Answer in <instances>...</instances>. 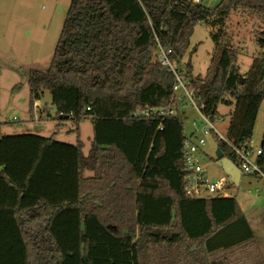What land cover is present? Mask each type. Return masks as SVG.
Segmentation results:
<instances>
[{
    "label": "trees",
    "instance_id": "1",
    "mask_svg": "<svg viewBox=\"0 0 264 264\" xmlns=\"http://www.w3.org/2000/svg\"><path fill=\"white\" fill-rule=\"evenodd\" d=\"M236 14L258 23L261 52L245 75L229 29ZM198 26L214 45L204 78L191 61ZM160 48L205 117L216 123L220 107H234L224 138L249 149L264 104V0H221L213 10L191 0H72L48 70L32 71L28 85L31 113L49 93L76 143L3 136L0 126V264H264L234 198L185 193L189 137ZM258 165L264 173V147Z\"/></svg>",
    "mask_w": 264,
    "mask_h": 264
},
{
    "label": "rangeland",
    "instance_id": "2",
    "mask_svg": "<svg viewBox=\"0 0 264 264\" xmlns=\"http://www.w3.org/2000/svg\"><path fill=\"white\" fill-rule=\"evenodd\" d=\"M71 2L72 0H0V126L3 136L33 134L66 144L76 143V137L68 134L70 127L60 126L61 123L55 121L56 111L52 107L49 93L44 95L40 107H34L31 113L28 85L32 71L48 70ZM220 2L221 0H201V5L213 10ZM257 27V21L249 15H233L229 23L230 32L241 41L244 49L238 60L242 75L248 72L253 58L261 52L255 39ZM195 48L197 50L191 58L193 75L204 78L214 52L208 29L196 27L191 39V50ZM189 59H184L183 70ZM179 109L185 120L186 136H199L202 120L189 101L183 98L179 102ZM233 111L234 107L219 108L224 122L216 124V128L221 136L225 134ZM263 135L264 104L259 112L252 139L254 154L263 141ZM92 137V124H82L81 142L85 155L91 149ZM206 144V155L200 157V160L207 168L210 180L229 182V196L248 198L249 191L253 189L249 184L256 182L253 176L244 175L240 187L232 184L220 163L213 161L218 149L216 143L208 138Z\"/></svg>",
    "mask_w": 264,
    "mask_h": 264
},
{
    "label": "built area",
    "instance_id": "3",
    "mask_svg": "<svg viewBox=\"0 0 264 264\" xmlns=\"http://www.w3.org/2000/svg\"><path fill=\"white\" fill-rule=\"evenodd\" d=\"M188 1V0H184ZM193 5H201V0H191ZM168 53L161 48L158 51L157 59L161 66L169 70L175 78V86L173 92L178 97V103L183 98L187 99L196 113L202 120V125L198 130L199 136L193 135L189 137L185 145V166L187 172V185L185 193L188 197L195 200H204L208 198H224L230 196L227 192L229 182H213L206 174L205 167L201 164V152L206 148V139L216 135L220 141L226 143L233 150L237 158L238 166H236L242 175L253 177H264V173L258 165V158L262 155V151H257L255 154L249 148L245 151L236 150L221 136L216 128V124L223 123L224 119L219 118L216 123H213L209 118L202 113L203 107L199 106V101L192 89L189 88L176 65L168 59ZM35 108L40 107V102H35ZM154 116L157 113H153ZM169 116L174 115V112L168 113Z\"/></svg>",
    "mask_w": 264,
    "mask_h": 264
},
{
    "label": "crops",
    "instance_id": "4",
    "mask_svg": "<svg viewBox=\"0 0 264 264\" xmlns=\"http://www.w3.org/2000/svg\"><path fill=\"white\" fill-rule=\"evenodd\" d=\"M258 122V118H257ZM264 147V141L260 142L258 145L257 151H262ZM254 151V140H252L250 147ZM217 151V150H216ZM206 152L203 150L201 152V157L205 156ZM208 157V156H207ZM259 159V158H258ZM257 159V160H258ZM205 167V166H204ZM206 174L209 177L207 168L205 167ZM244 176V175H243ZM243 176L240 182L239 187L242 184ZM256 182L249 184L252 191H249L248 198H238L230 196L228 199L234 198L239 204L244 217L246 218L249 227L254 235V238L257 242V246L264 258V177H253Z\"/></svg>",
    "mask_w": 264,
    "mask_h": 264
},
{
    "label": "water",
    "instance_id": "5",
    "mask_svg": "<svg viewBox=\"0 0 264 264\" xmlns=\"http://www.w3.org/2000/svg\"><path fill=\"white\" fill-rule=\"evenodd\" d=\"M215 158L222 166L224 173L231 183L239 187L243 175L236 165L226 159L220 149H217Z\"/></svg>",
    "mask_w": 264,
    "mask_h": 264
}]
</instances>
